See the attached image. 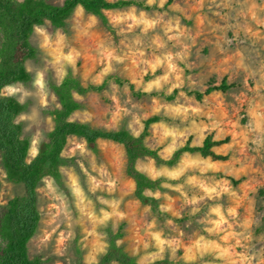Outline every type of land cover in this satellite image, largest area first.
<instances>
[{
  "label": "clouds",
  "instance_id": "obj_1",
  "mask_svg": "<svg viewBox=\"0 0 264 264\" xmlns=\"http://www.w3.org/2000/svg\"><path fill=\"white\" fill-rule=\"evenodd\" d=\"M101 11L111 31L99 30L95 14L84 21L82 4L68 30L47 18L33 24L29 40L40 63L24 62L30 86L6 83L0 98L21 106L36 101L12 120L26 124L19 139L29 140L24 165L31 166L55 130L54 118L41 117V110L62 109L51 85L79 78L85 89H103L81 95L70 88L72 99L87 97L89 107L66 122L143 136V147L156 156L137 157L133 170L156 185L141 190L158 202L156 210L135 196L122 144L97 138L101 159L87 137L73 135L59 157L75 164L58 165L60 182L40 177L36 192L48 203L38 210L43 227L30 242L39 253L55 240L54 254L64 256L79 229L83 264H100L111 247L108 230L116 236L124 224L127 235L115 245L127 242L135 264H264V211L257 210L264 188V0H135ZM152 117L159 119L148 124ZM209 136L218 145L209 151L226 160L185 150L202 149ZM0 176L7 180L2 168ZM4 195L0 190V206Z\"/></svg>",
  "mask_w": 264,
  "mask_h": 264
},
{
  "label": "trees",
  "instance_id": "obj_2",
  "mask_svg": "<svg viewBox=\"0 0 264 264\" xmlns=\"http://www.w3.org/2000/svg\"><path fill=\"white\" fill-rule=\"evenodd\" d=\"M134 2L135 0H116L115 3H108L107 0H62L60 3H51L48 0H23L21 3L19 0H0V87L6 83L28 80L29 74L24 62L36 56V48L29 40L33 24H43L47 18L52 26H62L77 4H82L86 12L95 14L99 20L106 22L102 9L127 7ZM137 6L143 7L142 4ZM117 83H121L119 78ZM51 87L62 109L54 107L48 111L49 116L54 118L55 130L46 134L48 142L42 144L41 154L31 166L24 165L29 140L25 138L21 141L19 139L22 134L21 124L16 126L12 124L13 117L20 114L23 106L14 98H0V166L7 172V180L20 184L22 188L21 193L6 199V206H0V264H40L37 258L31 257L28 253V242L36 232L40 220L36 188L44 172L55 176L60 182L58 165L64 164L65 161L60 159L59 153L69 136L87 137L88 143L103 138L122 144L127 153L125 175L135 179L138 185L135 196L145 204L151 203L153 211L156 210L157 201H149L141 195L142 189L154 188L156 185L133 170L137 157L156 156L155 152H148L143 147L144 137L133 140L123 129L119 132H107L103 128L82 125L79 121L67 123L66 118L80 106V103L70 96V88L74 87L81 95L86 91L98 92L102 89H93L90 85L85 89L81 87L79 78L66 80L63 88H58L55 84ZM227 88L228 84L224 83L221 90ZM195 95L200 99L199 93ZM158 119L159 117H152L147 123L151 124ZM144 135H148L147 131ZM213 146L215 145L212 143V137L209 136L202 149L185 150L201 151L205 155H213L214 159L225 158L211 153L209 150ZM176 155L178 157L180 153ZM108 231L111 247L108 254L100 258V264H111L113 260L117 261V264H135V259L130 253L122 246L117 248L115 245V240L122 236L121 226L116 236L111 234L110 229ZM73 264H83L78 248L74 249ZM158 264H169V261L164 260Z\"/></svg>",
  "mask_w": 264,
  "mask_h": 264
},
{
  "label": "rangeland",
  "instance_id": "obj_3",
  "mask_svg": "<svg viewBox=\"0 0 264 264\" xmlns=\"http://www.w3.org/2000/svg\"><path fill=\"white\" fill-rule=\"evenodd\" d=\"M49 2H51V3H60L62 0H48ZM169 3H172V0L169 2ZM128 7V6H127ZM127 7H122V8H127ZM139 7V6H138ZM112 9H117V8H112ZM74 11H75V9L72 11V13L70 14V16H68V18L65 20V22L63 23V25L62 26H58V27H63L65 30H68V28H69V25L70 24H72L73 22H74ZM148 11H152V9H148ZM88 14H89V12H86L85 11V15H84V21H86L87 20V16H88ZM84 21H82L81 23H83ZM100 25H99V30H101V31H104V30H107V31H111V29L109 28V26H108V24H107V20H106V22H102L101 20H100ZM187 23V22H186ZM54 27V26H53ZM50 31H51V29H50ZM70 35H71V33H69ZM35 39V38H34ZM36 48V56L33 58V59H30L31 61H33L34 63H37V64H39L40 63V60H39V57H40V52H39V50H38V48L37 47H35ZM205 53H207V51H208V49L207 48H205ZM28 61V60H27ZM29 74V73H28ZM51 74H49V76H50ZM214 79V78H213ZM31 80H32V76L29 74V78H28V80H26V81H24L23 83L26 85V86H30V83H31ZM81 81V80H80ZM227 77H225V83L227 84ZM210 83H211V81H210ZM107 85H105V87H106ZM232 87H237V85H232ZM228 90H229V86H228V88L227 89H225L224 90V92L225 93H227L228 92ZM103 91V89L101 90V91H98V92H102ZM94 92H96V91H94ZM82 95H84V94H82ZM134 96L137 98V99H142V97L140 96V95H135L134 94ZM172 99V98H171ZM34 103H36V101L34 100V99H29L28 101H27V103L25 104V105H23V110L20 112V113H22V112H27L28 110H29V108L31 107V105H33ZM55 107V105H52L50 108H48V109H44V110H41V117H50L49 116V114H48V111L50 110V109H52V108H54ZM87 107H89V104H88V98L86 97V99H85V102H83V103H80V106H79V108L78 109H83V108H87ZM77 110V109H76ZM74 113V112H73ZM72 113V114H73ZM71 114V115H72ZM26 126V124L25 123H21V127H22V133H23V129H24V127ZM92 126V125H91ZM33 131H35V128L33 129ZM69 137H71V136H69ZM68 137V138H69ZM231 138L229 137V138H227V139H225L223 142H220V143H228L229 142V140H230ZM106 141H110V140H106ZM96 142V141H95ZM89 143V147L91 148V149H93L95 152H96V154H97V156L98 157H100L101 159H104L105 158V156L104 155H102L101 154V152L99 151V148L96 146V143ZM66 144V143H65ZM117 144H119V143H117ZM65 146V145H64ZM70 146V145H69ZM215 146H218V145H215ZM214 147V146H213ZM111 150V148H110V146H109V151ZM227 159V157H225V158H222L221 160H226ZM64 161H65V165H67V164H75V160H66V159H64ZM0 168H1V166H0ZM78 170V169H77ZM46 171V170H45ZM45 174H48L47 172H44V174L43 175H45ZM42 175V176H43ZM127 176V175H126ZM128 177V176H127ZM60 181H61V177H60ZM239 182L238 181H233V184L234 185H237ZM5 184H7L8 185V187H5ZM38 186H42V185H40V180H39V182H38V185H37V187ZM61 187H63V184L61 183ZM0 190H2V191H4L5 192V195L3 196V200H5L6 201V199L7 198H9V197H11L12 195H14V194H18V193H21V191H22V188H21V186H20V184H18V183H13V182H10V181H8V180H4V178L2 177V176H0ZM173 195H175V193H173ZM262 199H264V188H261L260 190H259V193H258V196H257V210L258 211H264V206H262V204H261V200ZM47 203H48V201H47V199L46 198H44V197H42L40 194H38L37 193V204H38V209L41 207V206H46L47 205ZM158 203V202H157ZM41 219H42V214H40V220H39V224H38V227H37V230H36V232L34 233V235L32 236V237H34V236H36V235H38V233H39V229L41 228V227H43V225L41 224ZM161 219V222L163 221V219L164 218H160ZM185 219H187V217L185 218ZM178 223L181 225V226H183L184 225V223H185V220H181V221H178ZM196 227V225L195 224H193V228H195ZM124 228H125V225L124 224H121V231H122V236L120 237V238H124L126 235H127V233H125V231H124ZM188 231H190V230H188ZM31 237V238H32ZM30 238V239H31ZM78 241H79V229H77V240L76 241H73V242H71L69 245H68V248H67V251L65 252V255L64 256H58V255H55L54 254V250H55V240H53V243L52 244H50L49 246H48V248L47 249H44L43 251H41V252H37V250L35 249V247H34V245L30 242V240H29V242H28V253H29V255L31 256V257H35V258H37L38 260H39V262H40V264H57V261H59L60 262V264H68V261H69V259H70V261H71V264H73V257H74V249L75 248H78L79 250H80V254H81V256H82V258H83V256H84V252H82L81 251V249H80V247L78 246ZM122 247H123V249L125 250V248L127 247V242L125 243V245H122ZM129 253V252H128ZM166 261H168L167 259H165Z\"/></svg>",
  "mask_w": 264,
  "mask_h": 264
}]
</instances>
